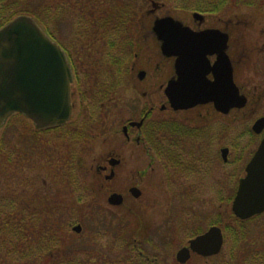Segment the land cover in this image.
I'll use <instances>...</instances> for the list:
<instances>
[{
	"label": "rangeland",
	"instance_id": "obj_1",
	"mask_svg": "<svg viewBox=\"0 0 264 264\" xmlns=\"http://www.w3.org/2000/svg\"><path fill=\"white\" fill-rule=\"evenodd\" d=\"M151 1L164 2L165 6L146 18ZM6 5L7 16H34L36 22L66 49L71 44L78 46L84 42L87 23L96 21L97 16L100 22L118 25L122 33L128 31L133 37L141 32V37L143 29L139 23L150 26L155 16L163 17L166 13L186 20L190 14V11H174L169 0H6ZM123 6L126 7L121 8ZM127 6L132 8L130 15L124 26H120L116 17H110L112 9L119 10L122 22V13H127ZM219 20L231 23L228 54L233 63L234 82L248 99L244 109L221 116L215 115L207 106L186 115L161 113L159 109L165 101L163 87L171 72L165 62L160 61L157 44L152 39L140 46L136 44L137 58L132 55L127 58L125 47L119 43L118 52L111 49V56L124 61L123 77L126 80L129 70L135 65L130 74L131 82L121 83L120 77L113 72L107 76H89L86 83L91 95L84 87L78 89L86 95L83 98L80 94L78 116L75 118L76 113L73 116L76 125L45 133L37 142L31 121L18 114L5 121L0 129V144L5 148L4 160L11 151L20 156L19 153L25 149V155H32V152L34 155L29 165L9 167L7 178L3 177L0 185V197L10 196L6 186L14 183L13 188L24 192L14 198L15 203L17 200L23 207L29 203L37 205L41 200L61 203L58 210L72 218L61 222L67 232L62 238L61 248L76 255L73 260L78 262L86 261L91 255L90 264H114L116 261L126 264L130 250L122 245L126 244L129 235L147 239L148 248L144 250L143 243L142 256L149 264H177L175 254L188 239L211 226L218 227L216 223H228L233 216L231 202L238 179L243 176L245 165L264 136V132L255 136L250 131L254 121L264 117V12L230 5L221 15L209 18L212 23ZM124 28L128 30L122 31ZM101 48L105 47L101 44ZM85 64L90 65L89 61ZM156 65H159L158 69ZM140 70L145 71V78L137 81L135 77ZM102 78H108L106 86L115 94L103 95V85L98 84ZM78 81L83 82V79L78 77ZM100 105L102 113L98 112ZM150 106L155 109L142 134L153 136L156 146H164L168 139L165 127L184 129L179 126L183 119L193 120L194 131L185 130L194 133L196 138L182 141L185 152V164L182 165H187L193 172L173 180L156 153L150 152L149 158L144 154L143 144L126 143L122 126L130 121H139L140 111ZM65 139L76 142L68 146ZM222 149L228 151L227 162H223L220 156ZM111 151H116L124 163L117 169L114 182L105 183L95 169ZM69 152L76 163L64 165ZM4 171L6 173V168ZM71 174L78 176L84 189L86 199L82 202L76 198L80 191H72L68 185ZM132 183H136L141 192L137 200L128 194ZM111 193L122 195L121 207L114 209L108 205L107 197ZM73 225H80L82 231L79 234L71 232ZM262 225L252 223L247 225V230L259 237L263 232ZM223 237L219 254L209 258L193 255L186 264H252L246 261L245 255L250 257V250L255 249L250 248L247 252L246 248L235 246L233 235L223 232ZM138 247L142 249V245ZM96 252L104 257L100 258ZM66 255L62 260H69L70 255ZM29 259L27 256L16 263L28 264ZM2 264L13 262L7 259Z\"/></svg>",
	"mask_w": 264,
	"mask_h": 264
},
{
	"label": "water",
	"instance_id": "obj_2",
	"mask_svg": "<svg viewBox=\"0 0 264 264\" xmlns=\"http://www.w3.org/2000/svg\"><path fill=\"white\" fill-rule=\"evenodd\" d=\"M151 7L154 10L158 4L152 2ZM192 16L201 17L197 13ZM152 31L162 55L174 58V76L164 90L173 110L212 104L217 112L227 114L245 107L247 99L233 82L227 35L219 30L195 34L171 17L156 19ZM213 55L216 60L211 66L207 56ZM209 74L212 80L208 79ZM71 79L64 52L31 17L19 16L0 29V129L13 114H21L37 130L63 126L71 117ZM141 124L142 121L132 122L130 126ZM263 130L264 117L251 127L255 135ZM227 152V149L220 151L223 161H227ZM244 172L231 202V212L240 221L264 213V137ZM129 193L136 199L141 196L137 188H131ZM107 203L121 206L123 197L112 193ZM71 231L79 234L81 226L76 225ZM222 246L221 229L211 226L189 240L188 247L178 250L175 260L185 264L191 254L215 256Z\"/></svg>",
	"mask_w": 264,
	"mask_h": 264
},
{
	"label": "flooded vegetation",
	"instance_id": "obj_3",
	"mask_svg": "<svg viewBox=\"0 0 264 264\" xmlns=\"http://www.w3.org/2000/svg\"><path fill=\"white\" fill-rule=\"evenodd\" d=\"M7 6L8 5H6V0H0V29L3 26H5L7 23H9L10 21L15 19L16 17L25 16V15H20V14L12 15L11 17L7 16V14H6ZM163 6H165V3H163V5H158V8H156L154 10H152V7L150 6L151 8L146 12V18L151 17V15H154L157 11H159L160 9H163ZM131 9L132 8H128L127 13L126 12L122 13V22H120V15L121 14L119 13V10H117V9H112L110 17H112V18L116 17L117 21L119 23H121L120 26H124L125 20L128 19V16L130 15ZM172 9L174 11H181V12L183 11L182 9H177L174 7H172ZM192 14H193V12H190L187 19L182 20L178 16H172V15H169L166 13L163 17H156L155 16L154 19L152 20L150 26L145 25V23L143 25H142V23H139L140 24L139 26H141V28L143 29L141 37H140L141 32L139 33V35H137V36L134 35L132 37V34L128 31H126V30H128L127 28H124L122 31H126V32L122 33L120 31L118 25H111L110 26L109 23H107V22H100V19L97 16L96 21H91V22L87 23L88 27L85 28V31L83 34V36L85 37L84 42L80 43L78 46L77 45L73 46L71 44V45H69L68 49L63 47L55 39L54 36H51L48 33L50 38L54 42H56L61 47V49L63 50L65 57H66V60H67V63L69 64V66L71 68L72 75H73V78H72L71 83H70L71 118L64 126H62L60 128H50V129H44V130L35 129V131H36L35 137H36L37 142H39V139H40L39 137L44 135L45 133H50L52 130H55V129H57V130L62 129V128L66 129L67 126L69 129L72 125H76L75 124L76 122L74 123L73 116L75 113H76L75 118L78 116L79 104L81 101L80 94L83 95V98H84V95H86V93H80L78 90V89H81L82 87H84V80H83V82L78 81V77H79V79H83L84 76L89 75L90 72L93 70L94 64L99 63L98 68L103 73L106 70L109 73L113 72L116 76H119L118 64H119V61L121 59H118V58L111 56V54H112L111 49L118 52V44L119 43H121L125 47L124 55L127 58H129L130 55L137 58V55H138L137 52L138 51L135 50L136 44H138L137 46H140V45L144 44L145 42H147L148 40H151V39L153 41H155V43L157 44L158 49H159L160 61L165 62V64H166L165 66L168 67L170 69V72H171L170 75L168 76L167 80H166L165 86L163 87V95L165 97V101L160 106L159 110L161 113L166 112L171 116L178 114V113L186 115L188 113H192L194 110H196L198 108L207 106V107H210L212 109V111L215 115L221 116V115H227L231 111L238 112V111L244 109V108L239 109V110L234 109V110H230L227 114H221L214 109L212 104L197 105V106L190 108V109L177 110V111L173 110L170 107V105L167 101V98L164 94V89L167 86L168 81L174 76V68H173L174 58L173 57H165L162 55L161 50H160V43L157 41L155 34L152 31L154 21L156 19H161L164 17H171L175 21H178L179 23H181V25L183 27L189 29L192 33H195V34L205 32L207 30H219L221 33L227 35V37H228L227 46L229 44V39H230V34H231L230 33L231 32V23L230 22H223L222 20H219L217 23H212L209 21V18L213 15L201 14L202 15L201 17L195 18L192 16ZM26 16H29V14H27ZM32 18L35 19L34 16H32ZM35 21H36V19H35ZM118 36H123L124 38H119ZM72 38H73V36H72ZM100 43L105 47L104 49L101 48ZM138 49H139V47H138ZM228 49H229V46H228ZM228 49H227V55L229 57V60L231 62V66L233 68V63H232V60L228 54V52H229ZM134 50H135V53H134ZM207 60H208L209 64L212 66L216 60V57H215V55L207 56ZM88 61L90 64L89 66L85 64V62H88ZM158 68H159V65H156V69H158ZM131 70L132 71L135 70V65H132V68L128 72L129 78L127 77V80L125 79L123 81L124 83L125 82L127 83L128 80H130ZM233 74H234V68H233ZM135 78L137 81H142L145 78V71L140 70L136 74ZM208 79L212 80V76L210 74L208 76ZM130 82H131V80H130ZM233 82H234V76H233ZM234 84L238 87L240 93L243 94L240 87L235 82H234ZM161 88L162 87L160 86V89ZM88 94L91 95V91L89 92V89H88ZM112 94H115V92L112 91ZM88 102H90L89 99H88ZM247 102H248V99H247ZM101 109H102V105H100L98 108L99 113H102L103 110H101ZM154 109H155V107L150 106L146 110H141L139 121H142V124L139 127L130 126V123H132V122H139V121H130V122L126 123L124 126H122L121 132H122V135H123L126 143L133 142V144L136 146H140L143 144L145 156H148L150 158V156H149L150 152L153 151V153H156L157 156L159 157V159L162 160V163H163L162 167L164 169H167V171H168L167 174H170L169 177L173 178V180H176L178 176H181V175L185 176V175H188L189 172H193V171L189 170V167L187 165H185V166L182 165V164H185V163H183V161H184L183 159L185 157V152L183 150L182 141L184 140L186 142V139L192 140V139L196 138L194 133L191 134L185 130L186 128H189V129L194 131V123H193V120H190V119L188 120L186 118V119H183L182 123L179 124V126H181L184 129H181L180 127L176 128L175 126L171 127V129L178 130V131L171 132L172 130H168L167 131L168 132L167 133L168 139H166L165 145L164 146L160 145V148H162V149L160 151H156L153 148V144L151 143L150 135H147V134L143 135L142 134V129L144 128L146 121L153 115ZM82 111H84V110H82ZM89 117H91V116H89ZM87 119H88V117H87ZM123 128H126L125 132H123ZM133 131L136 132L135 135H133ZM180 134H182V135H180ZM45 136H48V135H45ZM130 136H132V139H130L131 138ZM255 136H257V135H255ZM152 138H153V136H152ZM70 141H72V140H70ZM72 142H76V141H72ZM185 142H184V145H185ZM139 160L141 162L143 161L142 159H139ZM77 161H78V159H77ZM222 161H223V159H222ZM196 162H198V160H196ZM223 162H226V161H223ZM74 163H76V162L71 159V153L70 152L67 153V159L65 160L64 165H67V164L73 165ZM123 163H124V159H122L116 151H111L104 157V159H102L101 164L98 165L95 170H96V173L98 175H102V179L104 180L105 183H112L116 179L117 169H119ZM143 172L144 171H142L141 173L143 174ZM109 176H111V178H108ZM131 188H137L138 189V185L136 183L135 184L132 183V185H130V187H128V194L132 197L133 200H137L138 198L137 199L134 198L129 193V190ZM123 201H124V199H123ZM121 206H112V208L117 209ZM129 212L132 213L131 211H129ZM192 223H194V222H192ZM81 231H82V227H81ZM203 233H201V234H203ZM133 236L134 235L131 236L132 238H130V241H129L132 243V246H133L132 248L137 249L138 250L137 253H139L140 255H143L142 251L147 250V248H148L147 239L145 238V240H141V239L133 237ZM194 237H192V238H194ZM192 238H190V239H192ZM190 239H188L186 241V244L181 246L180 249H182L184 247H188V242ZM143 243L145 244L144 250H143ZM138 245H142V249L140 247H138Z\"/></svg>",
	"mask_w": 264,
	"mask_h": 264
},
{
	"label": "trees",
	"instance_id": "obj_4",
	"mask_svg": "<svg viewBox=\"0 0 264 264\" xmlns=\"http://www.w3.org/2000/svg\"><path fill=\"white\" fill-rule=\"evenodd\" d=\"M174 8L182 9L183 11H192L198 12L201 14L219 16L229 8V6H246L256 9L257 11L264 12V0H169ZM123 6L121 8H124ZM128 8V6H127ZM128 12V11H127ZM99 63L93 65V70L91 73L83 78L84 80V88L89 89L86 83V79L89 80V76L92 75H108L109 72L106 70L104 73L98 68ZM124 61L121 59L118 64V73L121 79V83L125 80L123 77L124 73ZM112 73V72H110ZM108 78L103 80H99V86L103 85L102 92L103 95L106 96L108 94H112L111 88L106 86V82ZM105 86V87H104ZM168 130H172L171 132H176L178 130H173L169 127H165ZM57 130V129H55ZM79 139L78 137H75ZM151 143L153 144V148L156 151H160V146H156L152 136L150 135ZM68 146L72 141L76 140H67L65 139ZM4 145L0 144V185H2L3 177L7 178V172L9 167L12 169L16 167H20L23 164L29 165L32 162V155H25L27 151L25 149L20 152V156L17 153L11 151V154H8L9 157L4 160L3 154ZM5 149V148H4ZM12 150V149H11ZM22 150V148H21ZM16 151V150H15ZM6 152V150H5ZM17 152V151H16ZM7 152L5 153V156ZM24 156L29 157L27 159ZM31 156V157H30ZM7 157V156H6ZM8 161V162H7ZM6 168V173L4 169ZM69 179V184L73 190H78L79 195L77 200L80 202L84 201L86 197L83 196L84 189L82 184L78 178V176H74L71 174ZM7 181V179H6ZM12 183V182H10ZM9 183V184H10ZM15 185L12 183L11 185L6 186V191L10 196H4V198L0 197V264L2 262L9 259L13 262V264H17L16 262L19 259H25L27 256L30 257L27 260L28 264H90L91 255L87 256L86 261L78 262L73 259L76 257L71 252L64 250L61 248L63 243L62 238L67 234L66 228L63 227L61 222H65L68 220H72L71 216L68 214H64L62 211L58 210L59 205L61 203H57L55 201L47 200V202H38L37 205L33 203H27L28 206L19 205L18 201L15 197L16 195H20L24 192L17 191L16 188L12 186ZM5 191V192H6ZM22 192V193H21ZM83 196V197H82ZM83 198L80 200V198ZM22 204V202H20ZM33 205V206H32ZM65 215L68 218H65ZM264 214L254 217L248 221H240L235 219L233 216L229 218L228 223L221 224L216 223L218 227H221L225 235L229 234L233 235V242L236 247L246 248L248 252L250 248L255 249V251L250 250L251 256L247 257L245 255V259L247 262L252 264H264ZM252 223H263L262 225V235L258 238L254 236L251 231L247 230V225H251ZM66 226V224H64ZM261 227V226H259ZM131 236L129 235L126 240V244L122 245L123 248L130 250L127 259H125L126 264H149V262L143 258L142 255L137 253L131 245H129ZM253 239V240H252ZM249 245V246H248ZM67 254V255H66ZM96 254L103 258V254L96 252ZM68 255V261L62 260ZM248 258V259H247ZM31 260V261H30ZM114 264H125L119 261L114 262Z\"/></svg>",
	"mask_w": 264,
	"mask_h": 264
}]
</instances>
